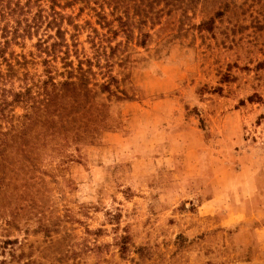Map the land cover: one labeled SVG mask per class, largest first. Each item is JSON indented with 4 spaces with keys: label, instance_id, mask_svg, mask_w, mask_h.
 Segmentation results:
<instances>
[{
    "label": "rangeland",
    "instance_id": "obj_1",
    "mask_svg": "<svg viewBox=\"0 0 264 264\" xmlns=\"http://www.w3.org/2000/svg\"><path fill=\"white\" fill-rule=\"evenodd\" d=\"M59 3L65 44L17 39L6 87L80 60L63 100L86 111L43 162L0 163V264H264V0Z\"/></svg>",
    "mask_w": 264,
    "mask_h": 264
},
{
    "label": "trees",
    "instance_id": "obj_2",
    "mask_svg": "<svg viewBox=\"0 0 264 264\" xmlns=\"http://www.w3.org/2000/svg\"><path fill=\"white\" fill-rule=\"evenodd\" d=\"M39 1L41 0H0V163L16 161L35 165L43 162L44 160L40 161L43 159V153L39 148L43 149L50 141L58 144L59 139L66 142L65 145H68L69 141L72 142V131L75 129L77 134L76 129L79 130L82 124H77L74 117L83 119L86 111L87 104L83 100H63L67 92L74 91L77 83L82 90L88 91L84 73H91V68L87 65L88 67L83 69V62L80 60L76 68L72 66V61L66 63L69 69L65 79L56 80V77L48 75L47 79L34 81L31 77L28 79L27 73L24 72L22 85L18 90L6 87L16 76L17 69H25L28 63H32L24 54L17 55L13 51L6 56L8 48L17 43V39L30 37L45 23L46 27L56 26L55 35L58 41H53L50 46L55 48L65 44V30H62L59 24L63 15L56 10L60 0H47L50 3L48 12ZM131 23L121 24L127 39L132 38L136 28V38L139 39L137 44L144 45L146 37L150 35L142 31L143 22ZM157 23L159 21L152 25ZM43 44L44 41L40 42L39 39L37 46L40 52L47 49ZM41 62L48 64L49 60L43 59ZM3 64L5 67L1 69ZM74 78H77V81ZM79 102L84 106L75 111L73 107ZM16 106H21L24 111L17 114L14 111ZM51 148L62 152L59 147ZM44 154L46 157L51 155L47 152Z\"/></svg>",
    "mask_w": 264,
    "mask_h": 264
}]
</instances>
